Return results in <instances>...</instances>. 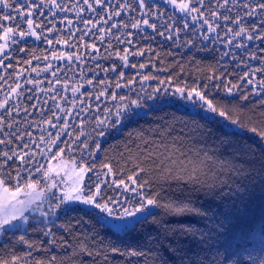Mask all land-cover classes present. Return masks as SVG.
Instances as JSON below:
<instances>
[{
  "label": "snow or ice",
  "instance_id": "obj_1",
  "mask_svg": "<svg viewBox=\"0 0 264 264\" xmlns=\"http://www.w3.org/2000/svg\"><path fill=\"white\" fill-rule=\"evenodd\" d=\"M167 3L172 4L180 13H184L186 16L197 13L198 16H191L192 20L196 21L198 17L202 18L203 24L208 26L207 30L210 33L215 32L220 27L219 24L214 27L213 23L204 18V12L201 11V8L205 7V0H180L179 3H177V0H167ZM231 3L234 6H239L237 0H231ZM48 4L61 12L71 11L66 4L62 6L57 0H47L46 4L45 0H40V3H33V0H19L18 3L17 0H11V2L10 0H0V5L3 8L11 9L17 14L13 16L12 12H8L0 15V30L3 31L0 40L5 41L4 44H0V56L8 59V56L4 55L7 41L11 40L13 44L19 43V40L16 39L17 35L20 39H24L26 36H34L36 39L41 38L36 28L43 30L42 24L36 23L32 17L36 15L37 11L39 15L43 16L42 6ZM94 4L101 9L107 8L105 0H94ZM94 4L90 3L89 0H83V5H87L88 10L95 13L100 19L95 24L91 20H83L82 22L85 26L93 24L95 28L96 24L101 21L107 24L108 20L104 19L97 7H94ZM228 4L229 0H223V3L218 4L219 8H225L223 20L230 21L231 24L237 26L235 30L229 27L228 32L232 33L234 38L242 37L248 41L253 39L264 40V27H261L264 26V0H256L254 5L243 4L242 7L248 9L243 16L240 14L234 17L228 15L232 11L230 7H226ZM83 5L80 6L77 12L78 19L80 13L84 11ZM72 7L75 8L76 5L74 4ZM129 7L131 6L128 4L120 5L121 10ZM139 9L145 17L150 14L157 15L152 10V0H139ZM132 10L135 11L136 9L133 8ZM257 10H259L258 18L256 17ZM120 14V11L111 12L108 18L111 19L113 15L119 16ZM210 14L215 19L221 18L220 13L216 10L211 11ZM52 15L55 16L56 12H52ZM160 15H163V13ZM244 17H248L251 23L246 24ZM64 19H67V17H64ZM5 20L15 21L14 26H5L3 23ZM141 23L154 31L157 28L155 24L149 23L147 18L143 21L136 20L135 23L131 24V27L138 29ZM21 24H26L27 30L22 29ZM68 24L71 25L72 21L68 20ZM54 27L55 24H53ZM114 27H116L115 24L107 30L99 28L97 31L112 35L111 28ZM123 27L127 28L128 25L125 24ZM161 27L176 33L180 31L167 22L163 23ZM184 27H188L186 19ZM257 30L260 32L259 35H255ZM48 31H52V29H48ZM90 31L91 29H89ZM160 35H164V33L160 32ZM114 38L118 42H123L121 36ZM45 39L47 38L45 37ZM81 39H83V36H81ZM100 39L103 40L104 35H101ZM204 39H208V37L205 36ZM47 42L52 43L51 40H47ZM56 42L60 43V40L58 39ZM127 43L131 44L132 41L128 40ZM109 46H111L110 42ZM236 47L246 48L247 45L239 43ZM93 48H95V45H93ZM20 51H24V49L21 48ZM124 51L125 55L121 56L118 51L116 55L124 62L123 66L128 67V50L125 49ZM134 54L142 55L143 53ZM35 58L39 59V57ZM67 59L71 62L73 56L68 55ZM75 59L79 60L80 57L76 56ZM3 63L4 60L0 59V65H3ZM131 66L136 67V65ZM140 67L144 68L145 65L141 64ZM110 70L116 72L117 68L113 65ZM119 75L122 78L124 73L120 72ZM150 78L153 77H142L144 80ZM3 79V77H0V80ZM209 79H212V77ZM87 83L91 84L92 81L88 80ZM161 83H164V81H161ZM247 83L251 84L252 80H247ZM19 87L20 85L17 84V88ZM116 87L120 88L121 85L117 83ZM260 87L264 91V81L261 82ZM205 88H207V85H205ZM237 88L238 86L233 85L227 91L232 94L233 90ZM11 91L15 92L16 89H11ZM76 91L78 89H73L74 93ZM161 92L160 88H154L151 93H146L143 97L138 95L136 99L129 100L128 103L117 104L115 112H112L111 109L106 110L108 116L113 117V119H108L106 116L104 120H98L97 124L104 126L105 129H115L117 132L127 129L130 125L138 124L141 119L148 115V112L134 111L133 106L135 109H142L145 107L142 101L147 100L153 101L148 106L153 113L161 112L166 107L179 105L177 111L184 113L188 119L172 114L171 123L165 122L160 129L151 130L160 136L158 141L145 138V130L142 128L135 133L129 132V140L132 139L133 135H136L140 138L142 144L136 145L137 154L133 158L135 160L134 167L130 170L131 174L127 175L126 180L120 179L117 181L113 179L111 183H108L106 180L99 179L101 175L109 176L113 174L111 164L105 163L102 168L107 169V171L96 174L97 181L88 189V194L84 195V188L79 187V185L84 182V174L92 171L94 165L85 167L82 164L74 181L77 187L73 190L77 195L71 196L65 193L63 197H55L58 201L55 206L49 200L50 212H44L39 205L36 209L41 211L43 216L50 214L54 217L50 221L53 225L56 224L57 220L67 217L66 222L58 227L64 230L68 238L66 239L62 235L57 239V234L49 228L43 233L44 236L49 237L46 241L47 246L37 249L42 250L45 255L41 258H32L33 251L31 249H34V245L21 236L20 242L26 244L30 250L26 251L23 256L12 255L11 259L0 258V264H229L233 257L238 256V251H233L231 242L226 240L220 246L226 254L223 260L207 261L199 259V241H197V251L192 254L197 258H192L189 255L192 252L191 243H183L182 241L185 238L194 239L197 235L200 237H204L206 234L210 235L214 231L225 229L226 225L231 223L235 204L232 196L234 192H242L244 189L240 188L239 185H236L233 189L229 181L224 178L226 170L236 175L244 171L243 165L236 166L232 163V159L243 149L245 156L251 155L253 157L252 170L256 171L255 161L257 158L255 153L247 151L250 147L247 141H244L243 144L240 143L245 132L254 134L259 140L257 147L260 150V155L258 157L259 171L257 174L260 175L262 185H264V99L259 101L261 107L259 115L249 117L245 122L238 115L230 114L225 110H218L212 101L206 98V93L200 91L197 87H176L171 96L178 97V99H165L168 95L167 89L163 90L162 95ZM103 94L102 92L101 95ZM257 95H260V93H257ZM116 98L115 93H113L112 99L115 100ZM97 99H99V96H97ZM119 99L124 101L126 97L120 96ZM242 99L248 100V95H243ZM181 101H188L189 103L182 104ZM198 101L203 102L199 104V110L197 109ZM7 103L8 99L6 97L0 103V109H5ZM5 111L8 114L11 113V109H5ZM60 111L64 112V109H60ZM208 113L215 115H208ZM57 119L61 118L57 117ZM160 119L163 120V117ZM200 121L204 123L201 124ZM47 123L52 127H56L51 120ZM176 125H179V128ZM67 127V121H64V128ZM8 128H12V124H8ZM0 131H3V117H0ZM173 133L176 134L173 135ZM104 134L103 129L98 133L99 136ZM14 135V132L5 133V136ZM60 135L61 132H57L56 137L51 139L50 143L58 146L56 142ZM49 136L51 137V133H49ZM212 137L219 139L220 146L216 151L210 152L207 144ZM5 143H11V140L0 139V144ZM253 143H256V141H253ZM95 147L99 150L100 144L97 143ZM125 147L127 148V144ZM84 148H89L88 144H85ZM49 151H51V148H49ZM59 151L63 152L64 149L61 148ZM128 151L131 152V149H128ZM0 155L6 158L0 163V168L7 165L11 169L13 165H9L8 162L13 161V157L21 162V166H17L18 170L15 177L12 176L11 171L0 173V192L3 193L5 202L3 205L4 211L0 212V233L15 235V232L21 229L22 223L28 221V217L24 215L26 209L22 208L12 213H8L6 209L15 207L12 204L14 200L17 203H23L17 200L22 186L27 189L35 188V184L30 179L31 170L22 167L25 163L31 164L32 159L26 160L27 154H18L16 150H12L11 155L8 152L0 153ZM42 167L43 165H38L35 171L39 172ZM22 171L29 172V179L21 186ZM48 172H51V168ZM45 175L47 176L48 173L46 172ZM6 179L16 180L14 190L6 186ZM232 183L234 184L235 181ZM113 186H115V189H122L119 196L108 195L105 191V188L112 189ZM51 187H56V185L52 184ZM50 190L51 188H49ZM123 193H131L132 195L127 196ZM216 201H219V203H215ZM76 204L83 205V207H77ZM242 204L243 201H241ZM61 205L66 206L61 208ZM57 208L61 209L59 215L55 211ZM217 208L223 210L217 211ZM73 213L77 214L75 224L72 223L73 217L71 214ZM193 220L196 223H193ZM13 221H21V223H13ZM197 224H201L203 227H197ZM97 225L104 230L103 235L97 230ZM148 225L154 226L155 231L148 230L146 227ZM25 231L27 230L25 229ZM125 241H130V243H125ZM165 253L168 255H165ZM217 254L219 255V252ZM117 256L123 257V259L118 260ZM84 257L90 259L85 261ZM252 264H256V261L253 260ZM260 264H264V260H261Z\"/></svg>",
  "mask_w": 264,
  "mask_h": 264
},
{
  "label": "trees",
  "instance_id": "obj_2",
  "mask_svg": "<svg viewBox=\"0 0 264 264\" xmlns=\"http://www.w3.org/2000/svg\"><path fill=\"white\" fill-rule=\"evenodd\" d=\"M245 3L254 5L256 0H243L239 2L237 4L239 6H236V9H234L235 15L233 17L237 14L243 16L244 12L248 11V9L242 7ZM128 5L131 6L127 8L130 10L129 16L124 15L121 19L124 25H128L127 29L123 26L113 29V32L116 34L115 37L121 36L123 42H118L115 38L98 43H96V39L91 40V38H88L87 43H85L81 39V36L77 39L75 52L78 55L83 52L86 44L90 45L94 43L100 47V66L95 71H98L101 75L92 74L89 77V79L94 80L91 86L84 89L79 96L68 98V101L62 104L67 115H62L57 110L58 106L53 101L47 104L45 100L42 102L41 99H36L31 95H27L19 100L20 103L25 105L22 109L34 110L36 113L34 121L42 123V128L45 127L44 124L47 121L51 120L59 132L64 127V121H67L68 127L59 140L52 158L55 157L56 160L61 159L63 163L68 165V168L64 172L67 175L69 174V176H74L76 171L79 173L82 164L85 167L94 165L92 171L84 174L83 183L86 187L89 186V188L96 182L97 173L107 171V169L102 168V165L105 163L111 164L113 174L109 176L101 175L99 179L105 178L108 183H111L113 179L117 181L120 179L126 180L127 175L131 174L130 170L133 169L135 163L133 158L137 154L136 145L142 144V141L136 135H133L132 139L129 140V132L135 133L142 128L145 130V138L158 141L160 136L151 130L160 129L161 125L165 122L171 123L172 114H175L177 117H183L186 120L188 119L184 113L177 111L179 105L166 107L161 112L153 113L149 110L148 106H150V103L147 100L142 102L148 107V115L141 119L138 124L130 125L121 132H117L112 128L105 129L104 126H99L97 124L98 120H104L106 116L108 119H113V117L108 116L106 111L107 109H111V105L109 99L105 97L109 95L111 99L113 93H115L119 97L125 96L128 99H132L138 95L141 96L145 92L140 90L137 85L134 88H129L128 86L122 89L117 88V83L120 85H129L133 82L134 77L141 74L142 77H153L150 78L152 80L150 85H147L149 88L147 93L161 85V81H164L161 88V95L166 88L175 90L176 87H197L200 91L206 93V98L211 100L218 110H225L230 114L238 115L245 122H247L249 117L259 115L261 111L259 101L264 99V94L261 92L260 87L261 82L264 81V40L253 39L254 42L249 46L247 45L248 47L246 48L243 47L240 53H236V49L227 51L214 39L212 41L204 40L194 28L191 27L186 30L184 27V19L174 11L160 4L153 5L152 9L155 12V8L158 7L160 8L159 15L163 13V15H160L157 23L154 21L151 22L157 26L156 30L138 31L137 29H132L131 24L135 23L136 20H140L141 11L138 5L133 4L131 1L128 2ZM133 8L136 10L133 11ZM210 11L213 10L210 9ZM256 17H259V10H257ZM165 22L180 31L176 33L161 27ZM244 22L250 24L251 20L248 17H244ZM41 24L43 30L36 29L37 33L41 36L39 41L34 36H26L24 39H20L17 35L16 39L19 40V43L13 44L12 41L9 43L11 44V49L13 48L11 54L14 55L10 61L7 60L6 63L0 66V77L4 78L0 80V87L2 85L12 84L23 73L36 68V62L43 61L44 57L52 58L56 56L58 58L69 54V49L54 42L53 38L45 39V23L41 22ZM21 26L22 29L27 30V25L26 27H23L24 25ZM160 32H163L164 35H160ZM259 34V30H257L255 35ZM0 35H3L2 30H0ZM221 36L223 35L221 34ZM169 37L171 38L169 39ZM64 38L67 39V36L64 35ZM47 40H51L52 43L49 44ZM128 40H131L132 43H127ZM109 42L111 46H109ZM4 43V40H0V44ZM21 48L24 51H20ZM125 49L128 50V57H131L130 65H136V67L131 66L127 71H124L122 61L116 55L117 51L121 56L125 55ZM8 50L9 45L7 44L4 55H8ZM141 52L143 53L142 55L134 54ZM84 55H86V51ZM35 57H39V59ZM82 59L84 62L87 61L86 57ZM249 63H252L251 67ZM141 64L145 65V67L141 68ZM113 65L117 68L116 72L110 70ZM120 72L124 73L122 78L119 75ZM210 77L212 79H209ZM249 79L252 80L251 84L247 83ZM205 85H207V88H205ZM233 85L238 86V88L234 89L232 94H229L227 89L233 87ZM102 92L104 93L103 95H101ZM257 93H260V95H257ZM243 95H248V100H243ZM97 96H99V99H97ZM30 97L31 99H29ZM165 99L170 98L166 96ZM69 109H72L75 114L72 118L68 113ZM0 117H3V131H0V133H12L19 130V132L25 133L24 139L27 138L25 131L15 127L10 114H2ZM57 117L61 119L58 120ZM161 117H163V120L160 119ZM200 123L203 124L204 122L200 121ZM8 124H12V128H8ZM176 127L179 128V125H176ZM102 129L105 131V134L99 136L98 133ZM43 133L46 137L44 142H50V136L46 135L45 132ZM175 134L173 133V135ZM22 137L23 135L19 134L10 136L8 139L0 137L3 140H11L10 146L7 143L0 144V153L8 152L11 155L12 150L19 151L25 145H29L27 140L24 145H20ZM244 141H247V144L250 145L247 151L249 153H255V157L257 158L255 161L256 171L252 170L253 157L251 155L245 156L243 149L232 159L234 165H243L244 171L236 175L226 170L224 178L229 181L233 189H235L236 185H239L244 191L234 192L232 196V200L235 201L233 206L234 212L232 214L233 218L231 223L226 225L225 229L214 231L210 235L206 234L204 237L197 235L194 239L185 238L182 241L183 243H191L192 252L189 255L192 258H197L192 254L197 251L196 242L199 241V259H205L207 261L223 260L226 254L220 246L226 240H229L232 244V250L238 251L239 253L238 256L233 257V260L229 264H252L253 260L256 261V264H260L261 260H264V185H262L260 175L257 174L259 171L258 157L260 155V150L257 147L259 140L254 134L245 132L240 143L243 144ZM253 141H256V143H253ZM97 143L100 144L99 150L95 147ZM85 144H88L89 148H84ZM126 144L127 148L125 147ZM219 146V139L216 137L209 139L207 148L210 152L216 151ZM61 148L64 149L63 152L59 151ZM128 149H131V152ZM57 153L59 154L57 155ZM4 159L6 158L0 155V163ZM8 163L9 165H13V167L9 169L6 165L4 168H0V173L11 171L12 176L15 177L16 171L18 170L17 166H21V162L16 157H13V161H9ZM22 167L24 168V165ZM21 177L20 184L22 186L28 180V177L23 171L21 172ZM34 180L37 181L38 178H34ZM233 181H235L234 184L232 183ZM16 183L14 179H6V186L13 190ZM42 184L43 187H46L48 183L43 180ZM21 188L24 187L22 186ZM105 191L108 195L113 196H119L121 193L119 189H115V186L112 189L105 188ZM241 201H243L242 205ZM215 203H219V201ZM65 206L61 205V208ZM75 206L83 207V205L79 204ZM216 210L221 211L223 209L217 208ZM55 211L59 215L61 209L57 208ZM71 215L73 217L72 223L75 224L77 214L73 213ZM52 219H54L52 216L50 220H42L38 216H33L28 219L23 228L15 232V235L4 233L3 238L0 240V258L11 259L12 255L23 256L26 251L30 250L26 244L20 242L21 236L34 245V249H31L33 251L32 258L43 257L45 253L37 249H42L47 246L46 241L49 237L43 235L44 231L51 228L57 234V239L62 235L66 239L68 238L64 230L58 227L60 224L66 222L67 217L57 220L55 225L50 223ZM192 222L196 223L195 220ZM88 226L90 227L91 225L89 224ZM146 227L150 231H155L152 225ZM197 227H203V225L197 224ZM97 230L100 231L101 235L104 234V230L99 225H97ZM125 243H130V241H125ZM218 252L219 255L217 254ZM165 255L168 254L165 253ZM169 258L174 259L173 257ZM83 259L87 261L90 258L84 257ZM117 259L120 260L123 257L117 256Z\"/></svg>",
  "mask_w": 264,
  "mask_h": 264
},
{
  "label": "rangeland",
  "instance_id": "obj_3",
  "mask_svg": "<svg viewBox=\"0 0 264 264\" xmlns=\"http://www.w3.org/2000/svg\"><path fill=\"white\" fill-rule=\"evenodd\" d=\"M131 1L133 4L138 5L139 7V0H105V3L107 5L106 9H101L99 6L94 4V0H89L90 3L94 4V7H97V10L101 12L105 20H108L107 24H104L102 21L98 24H96V27H93V24L96 23L100 18L95 15V13L88 10L87 5H83V0H57L58 3H61V5H67L68 8L71 9V11H59L58 9L52 8L50 4L43 7V13L44 15H39V12L37 11L36 15H34L32 18L36 23L41 24V22L45 23V37L46 38H53L54 42H56L58 39H60V43H57L61 46H63L66 49H69V54L65 56H61L62 58H56V56H53L52 58L44 57L43 61H38L37 67L34 69H30L29 72L23 73L20 77H18L15 82L9 85H2L0 87V103H2L5 98L7 97L8 103L5 105V109H11V119L14 122L15 127L22 129V131H25L27 133V138H25L24 132H19V130H16L14 133L23 135L22 139L20 140V145H24L26 143V140L29 142V145L27 147L21 148L19 151H17L18 154H27L26 160L32 159L31 164H23L24 168L30 169L32 172V175L30 177L31 182L35 184L34 189H27V188H21L20 193L17 196V200L22 201L23 203H17L15 200L12 201V204L15 206L8 207L6 210L8 213H12L13 211H19L20 209H26L24 211V215L28 217H35L38 216L39 219L42 220H50L51 216L50 214L48 216H43L41 214V211L36 210L37 206L39 205L40 209H42L44 212H49V200H51L52 205H56L58 201L55 199V197H63L65 193L71 196L77 195V193L73 190L77 185L74 183L76 180V175L78 171L75 172L74 176H69L64 171L68 168V165L63 163L61 159L56 160L55 158H52V155L55 152V149L57 146L52 145L50 142H44L46 140V137L44 136V133L46 135H49L51 133V139H54L56 137V133L58 132L57 127H52L49 123H45V127L42 128V123L35 122L34 116H36V113L34 110H28L22 109V107H25L22 103L19 102V100L23 99L27 95H31L32 97H35L36 99L45 100V102L48 104L50 101H53L54 104L58 106V111L60 109H64L62 107V104L68 101V98H75L81 94V92L86 89L87 87H90L91 84H88L87 81L91 80L89 77L93 75H101L98 71L99 68V59H100V53H99V46H96L93 44H86L85 49L83 52H81L80 55L76 53V43L77 39H79L80 36H83V41L87 43L88 38L96 39V43L98 42H104L107 39H113L115 37V33L113 32V29H117L124 24L122 23L121 19L124 15L129 16L130 10L129 9H120V5L122 4H128V2ZM243 0H237V4L239 2H242ZM11 2V0H10ZM19 0H17V3ZM180 0H177V3H179ZM33 3H40V0H33ZM47 3V0H45V4ZM223 3V0H205V7L201 8V11L204 12V18H207L210 23H213V26L215 27L216 24H219L220 27L216 29L215 32H208L207 28L208 26L203 24L202 18H197L196 21H193L191 16H198L197 13H192L189 16H186L184 13H180L176 7H174L172 4L167 3V0H152V5L160 4L162 6L167 7L171 11H174L177 13L178 16L181 18L187 20L188 28H194L196 32L200 34V36L204 37L207 36L208 39H204L207 41H212L214 39L215 41H218L220 46H223L224 49L227 51H230L232 49H236V53H240L241 49L243 47H236L239 43H244L246 45H251L254 40L248 41L246 38L242 37H233L232 33L228 32V28L231 27L234 30L236 29V25L231 24L230 21H224L223 20V14L225 13V8H219L218 4ZM76 5L75 8H73V5ZM83 5L84 11L80 13V18H77V12L79 11L80 6ZM198 6V5H196ZM226 7H230L232 11L228 13V15H235L234 9H236V6L232 5L231 0H229V4ZM51 9V11H50ZM131 9V8H130ZM216 10L220 13L221 18L215 19L211 16V11ZM120 11L121 14L119 16L113 15L111 19L108 18L109 13ZM160 8H155L156 16L149 15L145 17L142 13H140V21H143V19L147 18L149 20V23L154 21L155 23L158 22L160 15L159 12ZM8 12H12L13 16H16L17 14L11 10V9H5L2 5H0V15H4ZM52 12H56V15L53 16ZM64 17H67V19H64ZM68 20L72 21V24H68ZM83 20H91L93 24H88L85 26V24L82 22ZM63 21V22H61ZM5 26L12 27L15 24V21L11 20H5L3 21ZM53 24H55V27L53 28ZM113 24L116 25V27L111 28L112 35H107L105 33H101L97 31L99 28H103L107 30L110 28ZM152 24V23H151ZM154 24V23H153ZM23 27H26V24ZM20 25V27H22ZM203 25V27H201ZM41 29V28H36ZM48 29H52V31H48ZM89 29L91 31L89 32ZM127 29V28H125ZM137 29V28H132ZM59 30V31H58ZM138 31H146V30H153L152 28L147 27L143 23H141L140 28L137 29ZM221 34L223 36H221ZM64 35L67 36V39L64 38ZM104 35V39L101 40L100 36ZM230 37V38H229ZM39 41V39H38ZM67 41V43H65ZM231 41V43H229ZM9 45L8 50V59H4V63H6L7 60H11L13 58L14 54H11L13 51V48L11 49V40L7 41ZM93 45H95V48H93ZM247 46V47H248ZM69 47V48H68ZM71 49V50H70ZM86 51V55H84V52ZM68 55L73 56V60L69 62L67 59ZM79 56L80 59L76 60L75 57ZM86 57L87 61H83L82 58ZM3 56H0V59H3ZM254 61H256L253 57H251ZM131 57H128V67H124V71H127L129 68H131L130 65ZM122 61V60H121ZM3 63V64H4ZM258 64V63H257ZM122 65H124V62L122 61ZM1 66V65H0ZM50 66V67H49ZM249 66H252V63H249ZM248 66V67H249ZM92 68V69H91ZM47 69V70H46ZM136 70V69H135ZM1 71V67H0ZM93 71V72H92ZM55 73V75H53ZM124 79V78H123ZM92 82L94 80H91ZM123 81V80H122ZM152 80L142 79V75H137L133 78V82L129 85H121V89L125 87L134 88L136 85L139 87L140 90L145 91L141 97H143L148 92L147 85H150ZM17 84L20 85L19 88H17ZM164 83L159 85L156 88H162ZM11 89H16L15 92H12ZM73 89H78L75 93L73 92ZM168 90L167 97L170 99H178V97H172L171 93L175 90ZM152 92V91H151ZM149 92V93H151ZM264 94V91H261ZM116 99L113 100L110 99L109 95L105 98L109 99L110 102V108L111 110H114L115 112V106L117 104H125L128 103L129 100L136 99H128L126 98L124 101H121L119 99L118 94L116 95ZM150 105L153 103V101L149 100ZM182 104H188V101H181ZM203 103L198 101L197 109L199 110V104ZM5 109H0V115L6 114L7 112ZM133 110H139V111H146L148 110V107L145 106L142 109H135L133 106ZM60 113L62 115H65L64 112ZM68 113L70 117L72 118L75 114L72 109L68 110ZM210 115H213V113H208ZM68 119V117H67ZM42 128V129H41ZM67 128L62 127V129L59 131L61 132V135L59 139L57 140L56 144L59 143V140L62 138L65 130ZM52 132H51V131ZM10 133V132H8ZM0 137H3L4 139H8L10 136H5V133H0ZM32 139V140H31ZM7 141V140H6ZM24 142V143H23ZM10 146V143H7ZM49 148H51V151H49ZM38 165H43L41 170L39 172L35 171V168ZM49 168H51V172H48ZM48 173L46 176L45 173ZM23 173L28 177L29 179V172L23 171ZM34 178H38L37 181L34 180ZM43 180L47 181L48 184H46V187H43ZM105 180V178L101 179ZM16 181V180H15ZM97 181V179H96ZM52 184H55L56 187H51ZM79 187L84 188V195L88 194V188L89 186H85L84 183L80 184ZM49 188L51 190L49 191ZM119 191L122 192L121 189ZM123 195L131 196V193H123ZM4 199H3V193L0 192V212L4 211L3 205H4ZM13 223H21V221H13ZM26 225V223H22V227ZM4 233H0V240L3 238Z\"/></svg>",
  "mask_w": 264,
  "mask_h": 264
}]
</instances>
